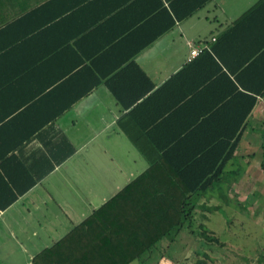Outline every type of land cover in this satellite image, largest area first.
Here are the masks:
<instances>
[{
    "label": "crops",
    "instance_id": "1",
    "mask_svg": "<svg viewBox=\"0 0 264 264\" xmlns=\"http://www.w3.org/2000/svg\"><path fill=\"white\" fill-rule=\"evenodd\" d=\"M175 1L0 0V158L12 156L0 166V264H32L152 162L187 166L221 152L220 140H232L234 130L239 140L220 181L194 201L215 203L209 210L228 201L245 209L264 195V96L239 127L235 111L249 86L240 67L245 54L225 36L247 13L237 40L264 42V0H207L129 55L165 25L152 14ZM190 45L206 49L190 58ZM128 61L151 87L126 109L105 80ZM71 74L79 76L55 87ZM94 78L98 85L57 113ZM121 83L140 86L132 78ZM1 177L34 184L2 207Z\"/></svg>",
    "mask_w": 264,
    "mask_h": 264
},
{
    "label": "trees",
    "instance_id": "2",
    "mask_svg": "<svg viewBox=\"0 0 264 264\" xmlns=\"http://www.w3.org/2000/svg\"><path fill=\"white\" fill-rule=\"evenodd\" d=\"M206 1L176 0L169 11L161 10L152 14L151 17L156 19L163 16L166 20L165 25L137 44L129 55L138 52L158 34L170 29L175 21H181L190 16ZM246 14L235 20L225 34L228 37L232 36L233 49L243 50L245 54L240 67L242 74L247 75L249 86L241 95L245 102L242 111L240 112V109L235 111L239 127L244 123L246 115L251 113L257 98L264 96V42L248 44L245 47V44L237 40V31H235L240 28ZM78 74L65 76L66 78L59 80L55 87L62 88L71 79L79 76ZM126 78L135 79L140 86L147 85L141 90L140 86L138 90H131V88L129 90L121 83ZM240 78V76L237 77L239 85L242 84ZM99 83L98 78L90 79L86 89L75 92L57 113L68 108L71 103ZM105 84L116 101L126 109L142 98L151 87L146 75L132 61L126 62L109 76ZM234 135L232 140H220L219 146H222V153L199 156L187 166H154L152 162V166L94 210L66 236L37 254L32 264H130L133 261L142 262L150 259L154 249L162 240L169 238V242H172L183 228L191 226L195 211L209 210L205 204H198L194 199L197 198L196 196L205 195L214 183L220 181L224 168L222 165L231 156L238 143V130H234ZM224 148H229L226 154H223ZM71 152L69 148L60 160L66 158ZM7 157L9 160L12 159L11 155L3 156L0 158V166ZM1 180L7 193V199L1 205L2 207L10 205L34 184L32 179L22 186L15 183L11 177L5 179L1 177ZM199 228L201 231L198 236L203 239L205 244H202L205 247L210 244L223 245L216 236L204 230L203 224H200ZM201 254L208 257L204 251H201ZM197 263L206 264L203 260H198Z\"/></svg>",
    "mask_w": 264,
    "mask_h": 264
},
{
    "label": "rangeland",
    "instance_id": "3",
    "mask_svg": "<svg viewBox=\"0 0 264 264\" xmlns=\"http://www.w3.org/2000/svg\"><path fill=\"white\" fill-rule=\"evenodd\" d=\"M223 184L225 182L217 186V190L222 192L219 201H224L226 197H222ZM216 205L219 206L217 210L195 211L191 226L182 229L174 246L170 244L167 248L169 238H165L164 243L154 249L150 259L131 264H156L160 257L163 263L168 264H198V260L206 264H264V195L253 203H244L245 209H240L235 201ZM200 224L223 245L205 247L203 239L198 236ZM201 251L206 252L208 257L203 256Z\"/></svg>",
    "mask_w": 264,
    "mask_h": 264
},
{
    "label": "built area",
    "instance_id": "4",
    "mask_svg": "<svg viewBox=\"0 0 264 264\" xmlns=\"http://www.w3.org/2000/svg\"><path fill=\"white\" fill-rule=\"evenodd\" d=\"M190 47V58H193L195 56H197L201 51H203L204 49H206V46H203V47H194L192 45L189 46Z\"/></svg>",
    "mask_w": 264,
    "mask_h": 264
}]
</instances>
